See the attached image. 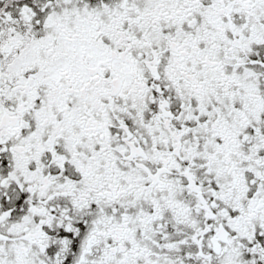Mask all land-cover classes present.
I'll list each match as a JSON object with an SVG mask.
<instances>
[{
	"label": "snow or ice",
	"instance_id": "snow-or-ice-1",
	"mask_svg": "<svg viewBox=\"0 0 264 264\" xmlns=\"http://www.w3.org/2000/svg\"><path fill=\"white\" fill-rule=\"evenodd\" d=\"M0 264H264V0H0Z\"/></svg>",
	"mask_w": 264,
	"mask_h": 264
}]
</instances>
